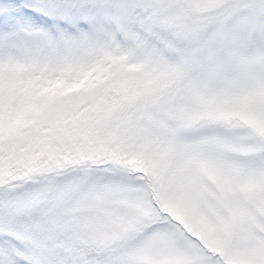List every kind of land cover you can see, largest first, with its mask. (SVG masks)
I'll return each instance as SVG.
<instances>
[{
	"label": "snow or ice",
	"instance_id": "6c2138e0",
	"mask_svg": "<svg viewBox=\"0 0 264 264\" xmlns=\"http://www.w3.org/2000/svg\"><path fill=\"white\" fill-rule=\"evenodd\" d=\"M0 264H264V0H0Z\"/></svg>",
	"mask_w": 264,
	"mask_h": 264
}]
</instances>
